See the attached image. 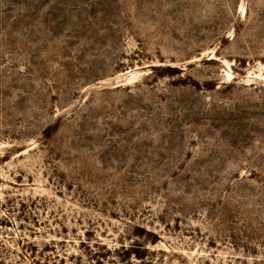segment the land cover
<instances>
[{
    "label": "rangeland",
    "instance_id": "374dc122",
    "mask_svg": "<svg viewBox=\"0 0 264 264\" xmlns=\"http://www.w3.org/2000/svg\"><path fill=\"white\" fill-rule=\"evenodd\" d=\"M0 264H264V0H0Z\"/></svg>",
    "mask_w": 264,
    "mask_h": 264
}]
</instances>
